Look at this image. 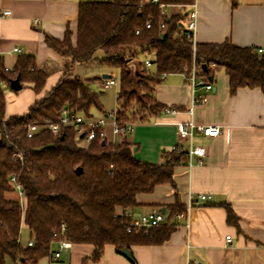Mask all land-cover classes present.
Segmentation results:
<instances>
[{"label":"trees","instance_id":"16d2710c","mask_svg":"<svg viewBox=\"0 0 264 264\" xmlns=\"http://www.w3.org/2000/svg\"><path fill=\"white\" fill-rule=\"evenodd\" d=\"M159 1L168 13L141 0H80L76 46L69 29L61 41L45 36L46 44L63 60L65 76L24 116H6L5 88L19 78L39 94L52 70L37 67L33 57L22 55L6 71L0 57V264H40L49 256L51 243L61 239L92 246L93 263L102 259L106 246L120 252L162 245L176 230L174 218L186 211L179 203L167 207L168 223L148 232L128 233L129 220L123 216L140 206L139 195L164 184L176 186L174 168L185 162L184 153L176 148L162 164H149L135 158L128 141L103 144L98 137L84 146L74 127L63 126L57 135L44 129L27 139L29 125L56 121L64 108L87 119L94 118L93 107L102 110L88 82L67 79L76 65L94 60L96 52L103 54L101 64L119 72L120 123H147L159 117L166 110L155 97L162 76L183 74L188 79L194 64L208 83L213 81V67L223 68L231 96L246 87L264 94V55L229 42L196 43L194 49L186 30V9L195 0ZM132 63L139 67L135 74L130 71ZM77 168L82 169L80 174ZM11 178L26 195L24 207ZM225 208L228 222L237 225L230 206ZM24 225L33 246L21 243Z\"/></svg>","mask_w":264,"mask_h":264},{"label":"crops","instance_id":"0c3cea01","mask_svg":"<svg viewBox=\"0 0 264 264\" xmlns=\"http://www.w3.org/2000/svg\"><path fill=\"white\" fill-rule=\"evenodd\" d=\"M79 1L0 0V57L5 67L12 70L19 57L25 55L33 57L37 67L52 70L41 93L36 94L32 84L21 83L22 93L10 94L8 101L16 103L11 107L16 111L21 107V111L7 113L5 96L7 117L28 114L65 76L64 62L46 44L45 36L61 41L69 29L76 46ZM195 4L196 43L229 42L240 48L262 49L264 55V0H195ZM192 10L188 7L186 12ZM6 11L11 14L2 16ZM15 48L21 52H14ZM213 68V81L209 82L212 91L199 87L196 96L185 75H166L155 97L178 113H162L150 122L135 124L127 138L136 159L162 164L177 146L187 147L178 136L179 123L193 119L198 125L219 127L218 137L196 136L195 143L207 150L202 165L196 159L191 168L185 162L177 165L176 186L164 184L151 194L139 195L140 206L130 210L140 215L159 208L167 216V207L179 203L187 216L174 218L176 230L162 245L132 246L127 249L129 258L115 247L106 246L102 259L93 263L89 259L93 247L74 244L63 254L64 264H264V94L259 88L246 87L231 96L225 70ZM75 69L67 79L79 77ZM199 96H205V102L194 104ZM191 108L192 116L188 113ZM189 195L195 202L187 210ZM199 195L211 199L202 202L197 200ZM225 205L230 206L237 225L228 222ZM22 228L27 231L26 225ZM227 236H231L230 242Z\"/></svg>","mask_w":264,"mask_h":264},{"label":"built area","instance_id":"2783aa9c","mask_svg":"<svg viewBox=\"0 0 264 264\" xmlns=\"http://www.w3.org/2000/svg\"><path fill=\"white\" fill-rule=\"evenodd\" d=\"M145 4L150 5H159L161 10H165V6L160 4L159 0H141ZM196 5V4H195ZM195 5L191 7L193 10L189 13V20L186 24V30L188 37L192 40L194 49H195V39H196V30H197V13L195 10ZM11 13L6 11L3 13L2 16H8ZM147 28H150V24H147ZM140 33V32H138ZM14 52L20 53L21 50L19 48H15ZM258 53H263L262 49L258 50ZM146 65L149 67L151 66V62L146 60ZM6 71H11L9 68L5 69ZM163 78L165 75L162 76ZM190 84L192 86L193 94L195 95L197 89L199 87L203 88L206 92L212 91V85L208 82L204 81L202 78L199 77V69L198 67L193 65L190 77ZM116 81L110 77V79L102 80L100 84V88L102 90L111 89L113 86L116 85ZM196 96V95H195ZM194 96V97H195ZM206 100L205 96H199L197 99L194 98V104L204 103ZM193 108H191L188 113L192 116L193 115ZM165 114H176L178 113L175 109H167L164 111ZM64 127H74L76 130V135L80 138L81 142L85 145L93 142L96 138L100 137L103 142H108L111 144H121L127 141V138L131 135L134 130L135 124L134 123H120L117 119L116 110L113 112L106 113L98 118H84L83 116L75 113L69 109H62L60 111V116L58 120H46L40 124H32L28 126L27 130V139H33L41 130L48 129L54 135L60 133L61 128ZM221 131L219 127L215 126H204L198 125L191 119L188 122L179 123L178 124V136L180 140H183L187 143V147L177 146L176 149L184 153L185 163L186 165L191 168L194 164V160L196 159L198 165H202V160L207 157V150L205 147L197 145L195 143V139L197 135H203L207 138H215L220 135ZM12 183L15 186L16 192L22 202L24 207L25 205V196L22 190V187L16 183L15 178H11ZM211 199V196L207 195H199L197 200L202 202H208ZM194 197L189 195L188 197V205L187 210H190L193 207ZM188 213H183L177 215L178 218H184L187 216ZM123 216L129 220V224L127 227V232L132 233L133 231H141L144 230L148 232L154 227H158L161 225H165L168 223L169 215L158 211V212H149L145 214L136 215L130 210L125 211ZM64 228V227H63ZM226 240L230 242L231 236H227ZM29 246H33V241L28 242ZM72 242L67 239L55 240L51 243V249L49 256L45 259L46 264H64L63 262V254L71 249ZM191 264V263H188ZM194 264H203L202 262H196Z\"/></svg>","mask_w":264,"mask_h":264},{"label":"rangeland","instance_id":"374dc122","mask_svg":"<svg viewBox=\"0 0 264 264\" xmlns=\"http://www.w3.org/2000/svg\"><path fill=\"white\" fill-rule=\"evenodd\" d=\"M99 1V0H98ZM169 9L166 10L165 12L168 13ZM103 56L101 51L96 52L95 55V59L91 60V62H88L86 64H78L76 65V74L82 78V80L88 82V85L90 86V88L92 89V91H95L98 101H99V105L102 108V110H98L96 107H93L90 110V114L93 115L95 118L100 117L102 114L105 113H111L115 110H117L118 108V103H117V97H118V93H119V85H118V80H119V72L115 69H112L110 67H108L107 65L101 64L98 60L101 59V57ZM139 70V67L136 65V63H132L130 64V71L132 72V74H135L137 71ZM151 70L153 71L154 69L151 68ZM108 74L111 75L117 83L115 86H113L111 89L108 90H100L99 89V81L100 79L102 80V76ZM22 91V90H21ZM21 91L19 92H15L13 91L11 88L6 87L5 88V96L7 98V113H11V112H17V111H21V107L17 108L16 110H13V108L11 107V105L15 103L14 100L8 101L10 98V94L11 93H22ZM15 106V105H14ZM84 146H86L85 144H83ZM159 208L156 209H152V211L150 210V212H158ZM29 241V234L28 232L24 229L23 233H22V237H21V243L22 245H26L27 242ZM64 262V261H63ZM20 264V263H18ZM43 264V263H42Z\"/></svg>","mask_w":264,"mask_h":264},{"label":"water","instance_id":"95a60500","mask_svg":"<svg viewBox=\"0 0 264 264\" xmlns=\"http://www.w3.org/2000/svg\"><path fill=\"white\" fill-rule=\"evenodd\" d=\"M206 66L207 65H203V69H206ZM110 77H111V75L105 74L102 76V79L106 80V79H110ZM211 80H213V78H211ZM11 89L15 92H19L23 89V86H22L19 78H16V79L11 81ZM103 144H105V142H103ZM81 172H82L81 168L76 169L77 174H80ZM161 212H164V209H162ZM120 253L125 255L128 258L130 257V252L127 249L121 250Z\"/></svg>","mask_w":264,"mask_h":264}]
</instances>
